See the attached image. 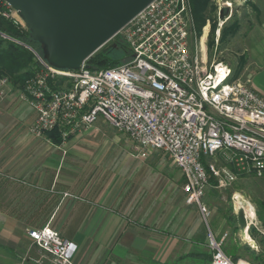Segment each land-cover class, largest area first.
Returning a JSON list of instances; mask_svg holds the SVG:
<instances>
[{
  "label": "built area",
  "instance_id": "built-area-1",
  "mask_svg": "<svg viewBox=\"0 0 264 264\" xmlns=\"http://www.w3.org/2000/svg\"><path fill=\"white\" fill-rule=\"evenodd\" d=\"M0 15L27 27L5 0ZM119 34L131 58L99 70L87 61L79 70L57 68L25 45L37 68L18 88L0 73V109L16 93L36 112L31 131L38 138L57 130L65 142L103 117L129 135L140 158L163 152L181 170L186 202L198 207L207 226L209 264H254L225 252L228 235L218 239L212 231L204 198L211 180L225 187L226 179L236 178L229 165L239 175L264 177V97L233 78L230 64L209 60L207 31L198 34L191 0H154ZM0 37L20 43L1 31ZM246 206L248 227L256 225L255 207ZM27 235L37 253L24 260L77 264V244L51 226L31 228Z\"/></svg>",
  "mask_w": 264,
  "mask_h": 264
},
{
  "label": "crops",
  "instance_id": "crops-1",
  "mask_svg": "<svg viewBox=\"0 0 264 264\" xmlns=\"http://www.w3.org/2000/svg\"><path fill=\"white\" fill-rule=\"evenodd\" d=\"M251 1L245 72L264 97V0ZM253 66L261 69L259 86ZM36 116L24 103H6L0 123L33 124ZM161 155L140 158L129 135L103 117L59 145L27 128H0V264H33L22 258L31 249L27 232L47 225L77 244V264L205 263L207 226L186 202L181 170ZM211 187L204 200L212 231L228 235L230 257L248 260L244 243L261 251L260 240L239 225L229 196H207Z\"/></svg>",
  "mask_w": 264,
  "mask_h": 264
},
{
  "label": "water",
  "instance_id": "water-1",
  "mask_svg": "<svg viewBox=\"0 0 264 264\" xmlns=\"http://www.w3.org/2000/svg\"><path fill=\"white\" fill-rule=\"evenodd\" d=\"M50 64L79 70L154 0H5ZM239 225L248 228L244 211Z\"/></svg>",
  "mask_w": 264,
  "mask_h": 264
},
{
  "label": "rangeland",
  "instance_id": "rangeland-1",
  "mask_svg": "<svg viewBox=\"0 0 264 264\" xmlns=\"http://www.w3.org/2000/svg\"><path fill=\"white\" fill-rule=\"evenodd\" d=\"M251 2V0H209L208 4L201 9V14L206 18V23L201 28L200 35H203L204 32L207 31L206 39L209 60L212 61L215 58L224 60L232 67L233 78H240L243 82H248V75L250 76V73L247 74L245 72V65L250 58L249 52L246 51L245 36L253 25L252 15L254 13L251 8ZM234 17L238 18L239 26L229 31L226 36L223 35L225 26L230 24V21ZM252 72L254 73V82L259 86L261 83L260 66H253ZM248 84L250 85V82ZM17 102H19V100L17 99L16 93H12L11 97L6 101V103L12 105ZM33 124L32 122L18 124L15 117H10L7 121H1L0 128H27L31 130ZM158 159L171 160L168 156H165V154L159 156ZM172 163L174 162L172 161ZM174 166L177 168L175 163ZM229 166V171L234 175L236 174V178L231 182L226 179L230 185L225 187H218L217 184L211 182V191H208L209 194L207 196H229L228 198L232 206L231 210H235L236 212L244 211L247 207L246 205H253L256 210L257 220L256 225H250V228H254L255 232L252 234L249 231V234L258 237L260 240L258 244L262 247L261 241L264 239V177L257 178L255 176L239 175L233 166ZM28 245L31 249L23 255V259L27 258L30 254L37 253V249L32 246L30 240ZM243 246L246 249V258L249 257V261L257 263L258 261L250 255V252L247 249V243H244ZM208 252V254L211 255L209 248ZM208 261L209 260L207 259L203 264H209L210 262L208 263Z\"/></svg>",
  "mask_w": 264,
  "mask_h": 264
},
{
  "label": "trees",
  "instance_id": "trees-1",
  "mask_svg": "<svg viewBox=\"0 0 264 264\" xmlns=\"http://www.w3.org/2000/svg\"><path fill=\"white\" fill-rule=\"evenodd\" d=\"M192 8L195 18L196 28L198 34H201V28L206 23V18L201 14V9L206 6L209 0H191ZM239 21L234 17L230 24L225 26L223 35L235 28H237ZM0 31L4 32L13 39L19 41L14 42L3 37H0V73L9 76L15 88L21 87L27 79H29L35 72L37 65L34 54L25 46H32L42 52L41 46L38 42L33 40L28 28H24L15 24L0 15ZM131 58L128 45L120 34H117L112 40L94 53L88 60L87 64L93 70L105 69L120 65ZM47 136L54 144H62L63 140L57 130L47 133ZM211 182H214L211 180ZM249 231L253 234L254 228ZM262 250L257 251L251 246L247 245L250 255L256 259L259 264L264 261V239L261 241ZM207 259L211 261V255L206 254ZM252 262L254 264H258Z\"/></svg>",
  "mask_w": 264,
  "mask_h": 264
},
{
  "label": "bare ground",
  "instance_id": "bare-ground-1",
  "mask_svg": "<svg viewBox=\"0 0 264 264\" xmlns=\"http://www.w3.org/2000/svg\"><path fill=\"white\" fill-rule=\"evenodd\" d=\"M248 239L252 242V239L250 237H248ZM255 242V241H254ZM255 244V243H254Z\"/></svg>",
  "mask_w": 264,
  "mask_h": 264
}]
</instances>
